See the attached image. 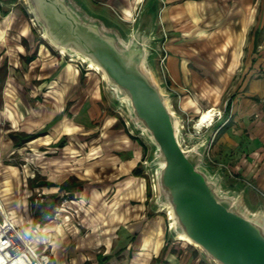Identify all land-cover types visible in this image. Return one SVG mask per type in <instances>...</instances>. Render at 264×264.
Returning <instances> with one entry per match:
<instances>
[{"label":"crops","instance_id":"crops-1","mask_svg":"<svg viewBox=\"0 0 264 264\" xmlns=\"http://www.w3.org/2000/svg\"><path fill=\"white\" fill-rule=\"evenodd\" d=\"M76 1L105 9L106 25L128 37L150 23V68L170 85L173 113L183 123L221 114L203 161L264 198V0ZM88 69L37 36L23 0H0V198L10 218L51 264H199L172 241L142 148Z\"/></svg>","mask_w":264,"mask_h":264},{"label":"water","instance_id":"water-1","mask_svg":"<svg viewBox=\"0 0 264 264\" xmlns=\"http://www.w3.org/2000/svg\"><path fill=\"white\" fill-rule=\"evenodd\" d=\"M50 46L95 64L130 118L154 144L158 199L170 209L175 233L217 264H264V215L249 214L234 193L219 190V176L201 166L210 137L183 150L179 118L146 66L151 25L140 20L129 40L105 28L72 0H24Z\"/></svg>","mask_w":264,"mask_h":264},{"label":"rangeland","instance_id":"rangeland-1","mask_svg":"<svg viewBox=\"0 0 264 264\" xmlns=\"http://www.w3.org/2000/svg\"><path fill=\"white\" fill-rule=\"evenodd\" d=\"M24 1V0H23ZM79 8H81L85 14L91 18H95L100 20L103 25L105 26V28H113L116 29L118 31V34L121 38L122 41L127 42L130 38V36L128 37V29H119L118 27H114V26H108L106 25L105 21L103 20L104 18L107 19H111L108 15V13H106L107 11L103 8H100V15L103 17H100V15H95L94 10L91 9L90 5L87 3H85V1H83V4L85 7H83L82 5H80L78 3V1L76 0H72ZM25 3V1H24ZM26 9L28 11V16H29V21L30 23H32L35 27V31L37 33V36H42V32L39 29V27L35 24L33 17L25 3ZM133 33V32H132ZM131 33V34H132ZM151 39V37H150ZM46 41V40H45ZM151 41L148 43L147 45V49L149 51V54L146 56L145 62H146V66L147 68L151 71L154 79L156 80V82L159 85V81L156 79V75L155 73L152 72L150 66H152V58L150 56V50L148 48V46L151 44ZM49 45V44H48ZM50 46V45H49ZM50 48L52 49V51L64 62V63H70L72 64L74 67L78 68V69H88V67L86 66L87 64L85 62H80L78 59L74 58L73 54H59L57 50H55L52 46H50ZM74 59V60H72ZM90 71H92L93 73H96L98 75V77L100 78V75L93 71L92 69H88ZM102 86L104 87L107 95L108 96V102L106 101L105 105L107 106V112L111 115H114L117 119H118V123L121 125V128L123 129L125 135H128L129 137L131 136V139L136 140L138 142V144L141 146L142 148V154L140 155L139 158V165H141L142 168V173L143 175L146 177V180L148 181L149 184V189H150V200L151 202L155 205V207L157 209H159L161 211V213H163V216L165 217V219L168 217L167 215V210L166 208L163 206L164 204L161 203L158 199V192L154 190V186L156 185V171L158 168L157 163L153 162L154 159V151L155 148L153 146V144L149 141V139L146 137V134H143L141 129H139L135 123L133 122V120L130 118L129 115V111H128V106L124 101H121L120 99H118L114 93L107 87V85L105 84L104 81H102ZM161 85H159L160 87ZM162 87V86H161ZM163 92V89L161 90ZM166 94L169 106L171 111L172 110V105L170 103V93L169 91H167ZM175 114V113H174ZM178 116V115H177ZM179 120H182L181 117H179ZM197 118H193L188 120L189 122L184 123L187 126H190V124H192L193 121H195ZM181 122H179L180 124ZM190 129V128H189ZM191 132V130H189ZM188 131L186 130H180V132L177 134V136L179 137V140L182 141V146L184 148L189 149L190 147H192L193 145H195L198 141H202L204 139L205 136L209 135L210 137V143L212 142L213 136L215 135V130L213 129V127H211L210 129H203L199 135H188L187 134ZM195 133V132H194ZM190 138H197L198 141H196L195 139L191 140ZM209 143V145H210ZM209 148V146H208ZM207 148V150H208ZM207 150L204 154V156H207ZM60 156L62 157H67L66 154L61 153ZM67 160L66 163L72 164L74 163V160L72 158H68V159H64ZM201 166L208 172V174L212 177L213 175H218L219 176V190L223 193H234L236 194L239 198H240V202H241V206L243 207V209L248 212L249 214H262L264 215V198L260 197L259 195H253L254 193H250L249 187H247L246 185H244L243 181L241 179H239V177H237L236 179H231L230 177H228L226 171H222V170H218L216 169L215 165L211 164V162L209 163L208 161H202ZM252 195L250 196L249 195ZM36 198V194L33 198V200ZM31 201V204H38L41 201ZM168 220V219H166ZM169 223V221H167ZM171 231V239L173 241V238L175 237V231L173 229L170 230ZM170 239V240H171ZM178 241L182 242L185 245H188L184 250L186 252L189 253V255L194 256L195 254L193 253V251H195L196 253H198L200 255V263L199 264H214V262L209 259L208 257H206L204 255V253L200 250L197 249L195 247H193L192 245H190L189 243L183 241V240H179ZM194 248V250H193ZM182 252V250H181ZM195 257V256H194Z\"/></svg>","mask_w":264,"mask_h":264},{"label":"built area","instance_id":"built-area-1","mask_svg":"<svg viewBox=\"0 0 264 264\" xmlns=\"http://www.w3.org/2000/svg\"><path fill=\"white\" fill-rule=\"evenodd\" d=\"M162 59H160V63H162ZM163 84H160V90L163 89V93H167V91H171V87L166 80L162 81ZM173 113V111H172ZM200 117V115H199ZM199 117L190 124V126L185 125L182 120L178 124V133L180 130L188 131V135H199V133L211 126L213 120L215 118H220V112L212 113L211 119L205 123L203 126H196V121ZM190 128V129H189ZM191 130V132L189 131ZM195 132V133H194ZM177 141L180 147L183 150H186L182 146V141L179 140L177 136ZM204 158V156H203ZM203 161V159H202ZM34 202L42 201L41 193H36V198L33 200ZM0 264H51V259L48 254L45 253H37L34 251L28 243L27 237L19 230V228L13 223L12 219L9 216L8 209H6L4 203L0 198Z\"/></svg>","mask_w":264,"mask_h":264},{"label":"bare ground","instance_id":"bare-ground-1","mask_svg":"<svg viewBox=\"0 0 264 264\" xmlns=\"http://www.w3.org/2000/svg\"><path fill=\"white\" fill-rule=\"evenodd\" d=\"M42 38L46 40V38L44 37V35H42ZM46 42L49 43L47 40H46ZM49 44H50V43H49ZM57 51H58L59 54H64V53H65L64 50H62V49H59V50H57ZM74 58H75V59H78L80 62H85L84 58H83L81 55H79L78 53H75V54H74ZM72 60H74V59H72ZM86 64H87L86 66H87L88 68H90V69L96 71V72L100 75L101 80L104 81V76H103L102 72L100 71V69H99L95 64H93L92 62H87ZM120 100L125 102V100H124L123 98L120 99ZM166 102H167L168 107L170 108L167 99H166ZM211 117H212V111H211V110H207V111L202 112V113L200 114L199 119L196 121V124H195L194 127L196 128V126L198 127V126H200V125L203 126L205 123H207V122L211 119ZM140 129H141V131H142L143 134H146L145 131H144V129H142V128H140ZM146 137H147V138L149 139V141L152 143V141L150 140V138H149L147 135H146ZM152 144H153V143H152ZM153 146H154V144H153ZM157 165H158V167L160 166L159 163H157ZM154 190L157 191V187H156V185L154 186ZM163 206H164V207L166 208V210H167V215H168L167 219H168V221H169V227H170V229H173V228H174V223H173V219H172V215H171L170 209H169V207H168L167 205H165V204H164ZM175 238H177V239H179V240H183V241L189 243L190 245H192L193 247L199 249V247H197V245H195V244H194L193 242H191L188 238L184 237L183 235H181V234H179V233H175ZM214 264H217V263L214 262Z\"/></svg>","mask_w":264,"mask_h":264}]
</instances>
